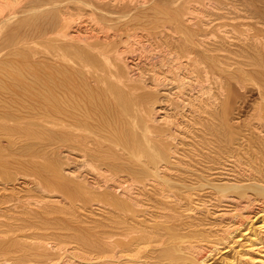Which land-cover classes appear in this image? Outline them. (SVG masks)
I'll list each match as a JSON object with an SVG mask.
<instances>
[{
    "label": "bare ground",
    "instance_id": "bare-ground-1",
    "mask_svg": "<svg viewBox=\"0 0 264 264\" xmlns=\"http://www.w3.org/2000/svg\"><path fill=\"white\" fill-rule=\"evenodd\" d=\"M193 1L0 0V264H206L261 216L264 0Z\"/></svg>",
    "mask_w": 264,
    "mask_h": 264
},
{
    "label": "rangeland",
    "instance_id": "rangeland-1",
    "mask_svg": "<svg viewBox=\"0 0 264 264\" xmlns=\"http://www.w3.org/2000/svg\"><path fill=\"white\" fill-rule=\"evenodd\" d=\"M200 2V1H199ZM199 2H195V1H193V0H187V5L189 6V8H190V10H193V7L194 8H198V7H200V4H199ZM192 5V6H191ZM192 8V9H191ZM198 13V14H197ZM195 14H197V15H202V14H200V12L196 9L195 10ZM217 21H219V20H216V21H214V23H217ZM233 67V66H232ZM247 85V87H250V84L248 83V84H246ZM262 205V204H261ZM258 206V205H255L254 207L256 208H254V211L255 212H257L258 211V214H256V216L258 215H263L264 216V203H263V205L262 206ZM260 208V209H259ZM263 208V209H262ZM79 209H76V212H75V214H77L76 215V218H75V216H71L72 218V220L74 219V221H72V222H75L76 220H85L86 219V221L89 219H92L93 218V216L89 213V209H87L86 211H84V210H79ZM261 210V211H260ZM81 211V212H80ZM83 211V212H82ZM96 212V211H95ZM85 213H87L88 215H85ZM261 213V214H260ZM74 214V215H75ZM90 214V215H89ZM85 215V216H84ZM77 216H78V219H77ZM84 216V217H83ZM88 216H89V218H88ZM260 216V217H261ZM260 217H253V218H251V223H250V221H248V220H246V221H244L243 222V224L241 225V227H239L238 229H236V230H234V233L232 234H230V238H227V239H225V240H220V241H218V243H217V245H215V247L216 248H210V247H208V248H206V250L208 251V250H212L211 251V253H210V255H209V257H208V261L206 262V264H225L227 261V263L226 264H229L230 262V264H232V263H234V264H260V262H261V264H264V236H262V240L260 241V239H261V235H264V228H262L261 230H260V232L258 233V236L256 237V238H253L252 239V237H249L250 236V228L252 227H257L259 224H260ZM256 219V220H255ZM88 220V221H89ZM259 220V221H258ZM79 221H76L77 223L79 222ZM255 221V222H254ZM253 222H254V224H253ZM245 223V224H244ZM257 223V224H256ZM87 223H84L83 225H86ZM256 224V225H255ZM263 225H264V220H263V223H262ZM88 225V224H87ZM244 225V226H243ZM251 225H253V226H251ZM225 225L224 224H217V225H213V224H211V226L210 225H208V226H205L204 228L205 229H210V231H211V229H212V231L210 232V234L212 235L211 236V239H214L215 237H213V236H215V231H217V229H221V227L223 228ZM249 226V227H248ZM208 227V228H207ZM210 227V228H209ZM247 227H248V229H247ZM216 230H215V229ZM215 230V231H214ZM247 230V231H246ZM249 231V232H248ZM248 232V233H247ZM242 233V234H241ZM248 235V236H246V234ZM262 233V234H261ZM214 234V235H213ZM241 234V235H240ZM236 235V236H235ZM245 235V236H244ZM260 235V236H259ZM213 237V238H212ZM235 237V238H234ZM238 237V238H237ZM246 237H247V239H246ZM238 239V241L236 242V240ZM240 238V239H239ZM216 239V238H215ZM231 239V241H229ZM257 239V240H256ZM232 240H234V241H232ZM255 241V242H258V243H255V242H253V241ZM260 242H259V241ZM225 241H227V242H225ZM232 244H230V243ZM235 244H234V243ZM253 242V243H252ZM227 243V244H226ZM245 245H243V244ZM249 243L251 244H254V245H252L251 244V246L249 245ZM248 244V245H247ZM208 245H210V244H208ZM237 245H239V246H237ZM241 245L244 247V249L246 250L247 249V246L250 248V247H252V249L250 248V249H247L246 251L248 252H246L244 249L242 250V248L243 247H241ZM254 246V247H253ZM210 248V249H209ZM240 248H241V250H240ZM220 249V250H219ZM239 249V250H238ZM217 250H219V251H217ZM216 252V253H215ZM234 252V253H233ZM207 254H208V252H207ZM236 256H235V255ZM241 255V259H240V255ZM247 254V255H246ZM238 256H239V258H238ZM245 256H247V257H245ZM254 256V257H253ZM235 257H237V258H235ZM243 257H245V258H243ZM248 258H249V260H248ZM252 258H253V261L255 262V263H253V261L250 263L249 261L250 260H252ZM232 259V260H231ZM238 259V260H237ZM226 260V261H225ZM231 260V261H230ZM235 260V261H234ZM233 261V262H232ZM222 262V263H221Z\"/></svg>",
    "mask_w": 264,
    "mask_h": 264
}]
</instances>
